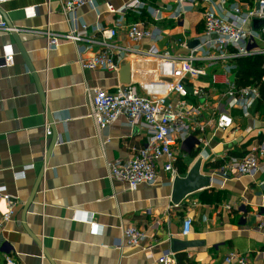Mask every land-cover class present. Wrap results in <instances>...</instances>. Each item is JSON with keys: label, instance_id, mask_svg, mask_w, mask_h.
Instances as JSON below:
<instances>
[{"label": "crops", "instance_id": "crops-1", "mask_svg": "<svg viewBox=\"0 0 264 264\" xmlns=\"http://www.w3.org/2000/svg\"><path fill=\"white\" fill-rule=\"evenodd\" d=\"M65 1L6 0L0 4L5 21L22 30L18 41L12 34L0 33V59L7 52L14 54L13 68L0 69V188L5 187L15 203L13 219L0 235V264L9 254L18 264H150L153 260L147 259L145 248L155 259L172 253L177 264H226L231 250L251 264H264V237L256 231L264 220V159L261 171L253 177L225 181L218 175L234 151L264 144V105L259 102L252 109L256 121L232 110L234 128L196 134L174 148L179 176L186 177L200 163L201 173L212 178L210 188L180 205L171 201V175L162 165L158 167L161 183L142 185L136 191L110 178V163L129 161L145 145V128L130 127L123 116L98 131L89 117V92L114 91L124 85L122 67L130 66L129 84L140 91L143 84L159 79L157 64L133 61L137 52L155 46L186 55L175 41L191 40L185 29L188 14H201L197 36L202 32L201 10L189 11L181 22L163 19L155 23L154 29L163 36L155 45L149 40L132 43L118 31L114 52H128L117 75L103 69L83 70L77 62L102 50L95 24L115 27L118 17L107 12L106 4L120 10L130 0H95L96 9L77 10L76 23L89 27L90 39L48 51L47 39L40 32L67 35L72 30L63 11ZM145 1L162 7L169 0ZM139 20L129 12L124 25ZM46 125L52 129L48 141ZM247 128L250 132H245ZM201 137L209 142L206 160L200 155ZM7 211L8 203L0 197V215ZM187 218L192 220V229L184 237L180 233ZM92 219L96 230L88 224ZM130 227L146 236L139 247H129L124 241V231Z\"/></svg>", "mask_w": 264, "mask_h": 264}, {"label": "built area", "instance_id": "built-area-1", "mask_svg": "<svg viewBox=\"0 0 264 264\" xmlns=\"http://www.w3.org/2000/svg\"><path fill=\"white\" fill-rule=\"evenodd\" d=\"M5 2L0 0V4ZM83 7L96 9V1L64 2V15L72 24L69 34L57 35L50 30L39 33L46 37L48 51L57 50L64 43L78 45L90 39L89 27L76 23L75 13ZM196 9L202 13V32L194 41L186 37L175 41L181 49L187 51L186 55H174L152 46L149 50L137 52L133 59L141 65L157 64L159 79L143 84L141 91L135 85L124 84L114 91L98 88L89 92V117L98 131H104L123 116L130 127L146 129L147 141L132 159L109 164L111 180L123 183L129 191H136L142 185L161 183L159 165L171 175L168 185L172 183L178 176L174 148L196 134L234 128L236 124L232 110H240L244 119L256 121L251 114L261 100L260 89L264 86V77L261 85L239 88L236 84V71L237 60L264 57V24L258 29L254 28V22L264 21V0H169L162 7H151L145 0H130L120 10L106 4L107 12L118 17L115 27L95 24L94 31L100 37L102 50L90 59H79L77 64L83 70L103 69L118 75L120 64L128 52L127 49L119 55L114 52L113 40L118 31H123L132 43L149 40L155 45L163 37L160 31L154 29L155 23L163 19L181 22L189 11ZM30 12L35 15V8L30 9ZM129 12H134L140 20L124 25L125 16ZM21 32L5 21L0 10V33ZM192 42H195V46L190 48ZM13 65L14 54L5 53L0 59V69H11ZM202 82L206 84H200ZM250 130L247 128L245 132ZM51 135V126L46 125V141ZM199 143L203 149L200 155L206 160L208 156L204 151L209 142L201 137ZM263 159L264 144L251 148L242 157L228 158L218 175L225 181L253 177L261 171ZM0 197L8 203V211L0 215L1 235L13 219L15 203L11 201L5 187L0 188ZM74 220H78L77 217ZM88 224L92 230H96L97 224L93 219ZM191 229L192 220L187 218L182 224L181 236L190 235ZM256 231L264 237V220L257 224ZM145 240L144 232L135 227L124 231V241L129 247H139ZM145 255L148 260H153L150 264H177L172 253L155 259L149 249L145 248ZM225 263L251 264L245 256L234 250L227 253ZM4 264L18 262L9 254L5 256Z\"/></svg>", "mask_w": 264, "mask_h": 264}, {"label": "water", "instance_id": "water-1", "mask_svg": "<svg viewBox=\"0 0 264 264\" xmlns=\"http://www.w3.org/2000/svg\"><path fill=\"white\" fill-rule=\"evenodd\" d=\"M264 24V21H256L254 22V28L258 29L260 26ZM17 40V33H12ZM18 41V40H17ZM195 46V43L191 45V47ZM122 83L129 84L130 83V66L126 65L122 67L121 71ZM52 145L55 144V139ZM42 178V176H41ZM212 178L209 175H203L201 173V164L197 163L191 171L186 175V177L177 176L172 184V195L171 201L174 205H180L184 200H186L189 196L210 188ZM177 243L175 242V245Z\"/></svg>", "mask_w": 264, "mask_h": 264}, {"label": "trees", "instance_id": "trees-1", "mask_svg": "<svg viewBox=\"0 0 264 264\" xmlns=\"http://www.w3.org/2000/svg\"><path fill=\"white\" fill-rule=\"evenodd\" d=\"M236 71V84L239 88H245L252 84L261 85L262 78L264 77V57L259 56L255 58H242L237 60ZM261 107L264 105V86L260 89ZM241 150L234 151L231 157L240 156L243 153L245 155L248 151L247 146H243ZM180 262H183V258H179Z\"/></svg>", "mask_w": 264, "mask_h": 264}, {"label": "rangeland", "instance_id": "rangeland-1", "mask_svg": "<svg viewBox=\"0 0 264 264\" xmlns=\"http://www.w3.org/2000/svg\"><path fill=\"white\" fill-rule=\"evenodd\" d=\"M201 18V14H188L186 19H187V24H186V31L189 32V38H196L197 32H196V24H197V19Z\"/></svg>", "mask_w": 264, "mask_h": 264}]
</instances>
